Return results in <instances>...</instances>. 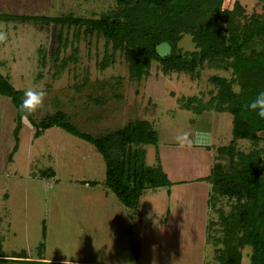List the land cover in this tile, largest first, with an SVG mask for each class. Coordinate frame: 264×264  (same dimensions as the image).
<instances>
[{
  "label": "rangeland",
  "instance_id": "rangeland-1",
  "mask_svg": "<svg viewBox=\"0 0 264 264\" xmlns=\"http://www.w3.org/2000/svg\"><path fill=\"white\" fill-rule=\"evenodd\" d=\"M233 2L224 0V9ZM239 2L247 15L262 12L263 3ZM114 6L115 0H0V14L98 18ZM0 30L8 34L0 44V73L23 95L29 88L47 93L33 117L36 123L62 112L79 131L98 136L148 121L158 133V146L146 147V163L159 161L173 184L145 191L132 211L105 189L104 162L86 142L57 128L35 138L24 119L13 151L16 110L0 95V264H216L214 249L224 246L213 240L223 237L225 228L209 210L210 186L201 179L209 175L218 148L231 142L232 117L214 111L196 116L182 110L180 100L197 97L206 103L214 92L209 77L229 79V72L206 69L191 79L164 76L152 64L148 77H136L120 55L102 71L97 62L103 40L75 43V30L32 20L1 21ZM178 46L184 52L194 49L188 36ZM57 51L64 65L55 74ZM183 132L195 141L191 148L175 143ZM249 148L246 141L238 143L240 151ZM250 253L249 247L243 250L241 264H250Z\"/></svg>",
  "mask_w": 264,
  "mask_h": 264
},
{
  "label": "trees",
  "instance_id": "trees-1",
  "mask_svg": "<svg viewBox=\"0 0 264 264\" xmlns=\"http://www.w3.org/2000/svg\"><path fill=\"white\" fill-rule=\"evenodd\" d=\"M255 1L263 3L262 12L250 15L239 0H234L229 9H224V0H115L114 8L98 18L70 13L59 18L18 19L0 14V22L32 20L73 29L75 43L83 39L90 46L91 40H103V58L97 62L102 71L114 64V56L120 55L136 77H148L152 64L164 76L175 73L191 79L206 69L229 72V79L209 77L214 92H209L206 103L197 97L180 100L182 110L196 116L214 111L232 117V140L218 148L209 175L201 179L210 186L209 210L218 214V224L225 228L224 236L213 240L216 246H224L214 249L216 264H241L246 247L251 249L250 264H264V120L242 110L264 91V0ZM186 36L193 44L191 52L178 46ZM67 42L65 39L63 48ZM161 43L171 47L169 56L160 58L155 52ZM77 51L74 49V53ZM58 53L54 56L55 74L64 65L59 64ZM38 54L42 57L41 50ZM0 95L10 99L16 110L12 134L16 151L23 122V92L0 73ZM26 120L34 128L35 138L57 128L92 146L105 165V189L129 210L139 208L145 191L173 186L158 160L156 166L146 163V147L158 146V133L148 121L135 120L116 131L91 136L79 131L62 112L37 123L33 117ZM241 141L250 143L247 152L238 150ZM83 185L95 187L97 182Z\"/></svg>",
  "mask_w": 264,
  "mask_h": 264
},
{
  "label": "clouds",
  "instance_id": "clouds-1",
  "mask_svg": "<svg viewBox=\"0 0 264 264\" xmlns=\"http://www.w3.org/2000/svg\"><path fill=\"white\" fill-rule=\"evenodd\" d=\"M7 39V32L0 30V44L6 43ZM46 95L44 90L26 89L20 104L21 119L34 117L38 110L43 109ZM242 110L249 114H255L258 119L264 120V91L259 92L253 100L243 105ZM174 141L181 148H191L195 142L188 132L176 135Z\"/></svg>",
  "mask_w": 264,
  "mask_h": 264
},
{
  "label": "water",
  "instance_id": "water-1",
  "mask_svg": "<svg viewBox=\"0 0 264 264\" xmlns=\"http://www.w3.org/2000/svg\"><path fill=\"white\" fill-rule=\"evenodd\" d=\"M155 52L160 58H163L171 54V47L167 43H161L156 46Z\"/></svg>",
  "mask_w": 264,
  "mask_h": 264
},
{
  "label": "crops",
  "instance_id": "crops-1",
  "mask_svg": "<svg viewBox=\"0 0 264 264\" xmlns=\"http://www.w3.org/2000/svg\"><path fill=\"white\" fill-rule=\"evenodd\" d=\"M205 196V194H203Z\"/></svg>",
  "mask_w": 264,
  "mask_h": 264
}]
</instances>
